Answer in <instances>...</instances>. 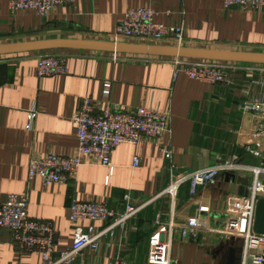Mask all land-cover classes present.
Returning a JSON list of instances; mask_svg holds the SVG:
<instances>
[{
  "label": "crops",
  "instance_id": "obj_1",
  "mask_svg": "<svg viewBox=\"0 0 264 264\" xmlns=\"http://www.w3.org/2000/svg\"><path fill=\"white\" fill-rule=\"evenodd\" d=\"M152 7L156 21L183 25L185 46L264 52V10L226 8L223 0H76L48 16L34 11L13 13L0 0V44L47 38L107 40L128 10ZM69 55L67 74L39 77L40 52L0 55V205L12 193H26L32 218L53 221L54 258L70 250L76 226L86 232L108 229L111 221H70L75 201H106L116 211L150 201L124 228L105 232L99 251L81 252L75 263L109 264L121 257L127 264H155L153 237L169 238L178 264H241L243 240L222 233L226 218L248 194L252 176L224 172L213 185L192 193L190 183L175 196L162 194L174 175L212 166L220 158L239 157L249 165L264 163V131L260 117L244 112L246 102L264 100V65L239 64L222 83L191 79L166 57L135 56L63 49ZM110 82L112 103L146 106L170 112V133L159 142L147 138L139 145L121 144L112 154L114 173L79 150L75 112L85 97L103 100ZM37 115L28 128L31 111ZM173 149L165 158L161 145ZM248 147L257 151L249 152ZM47 154L81 157L83 164L66 183L45 184L29 177V163ZM135 157L140 165L134 166ZM173 167L177 171H173ZM160 195V196H159ZM199 218L197 237L185 226ZM41 255L23 252L11 232H0V264H41Z\"/></svg>",
  "mask_w": 264,
  "mask_h": 264
},
{
  "label": "built area",
  "instance_id": "obj_2",
  "mask_svg": "<svg viewBox=\"0 0 264 264\" xmlns=\"http://www.w3.org/2000/svg\"><path fill=\"white\" fill-rule=\"evenodd\" d=\"M13 13L34 11L41 17L48 16L60 6H71L76 0H7ZM226 8L239 7L244 10H264V0H223ZM107 40L158 45L185 46V28L183 25H168L156 21V11L152 7H136L127 11L119 23L115 33ZM174 65V75L186 73L191 79L222 83L229 72L240 63L214 60H196L179 57H166ZM69 55L61 50L41 51L37 57V74L39 77L67 74ZM111 84L107 82L103 90V100L90 96L83 98L80 108L75 112L73 121L77 127L79 150L83 155L92 156L93 160L107 167V182L110 183L114 165L113 152L123 143L139 145L147 138L159 142L170 133V112L146 106L126 107L109 100ZM246 113L260 117L259 131H264V100L260 98L246 102L243 106ZM37 112L31 111L28 128L33 129ZM250 153L257 151L248 147ZM165 158L171 159L173 149L170 145H161ZM83 164L81 157H65L47 154L33 158L29 163V177H40L45 184L66 183L70 175ZM140 165V158L135 157L134 166ZM173 171H177L173 167ZM224 172L241 173L252 176L247 185L248 194L236 205L238 209L226 218L222 233L227 236L239 237L243 240V257L241 264H264V234L254 231L257 203L264 198V163L249 165L239 162V157H222L212 166L193 171L181 172L175 176L171 184L162 192L175 196L178 189L190 183L192 193L199 187L213 185ZM160 196V195H159ZM152 200L141 205L129 203L124 211H116L106 201H75L70 208V221L77 225L81 220L111 221L108 229L93 233L81 227L75 228V239L70 250L63 251L58 259L54 258L56 229L53 221L32 218L29 213V199L26 193H12L0 205V232L8 229L14 242L23 252H36L41 255V264H79L77 256L87 248L99 251L101 238L105 232L114 228H124L136 218ZM185 235L197 237L204 229L199 218L191 219L184 227ZM162 233L153 237L152 259L155 264H178L173 258L172 239L174 231L169 230V238L162 241ZM109 264H127L125 259L118 257Z\"/></svg>",
  "mask_w": 264,
  "mask_h": 264
},
{
  "label": "water",
  "instance_id": "obj_3",
  "mask_svg": "<svg viewBox=\"0 0 264 264\" xmlns=\"http://www.w3.org/2000/svg\"><path fill=\"white\" fill-rule=\"evenodd\" d=\"M84 50L135 56L179 57L264 65V52L210 47L117 42L103 39L47 38L0 44V55L50 50ZM254 231L264 234V198L257 203Z\"/></svg>",
  "mask_w": 264,
  "mask_h": 264
},
{
  "label": "rangeland",
  "instance_id": "obj_4",
  "mask_svg": "<svg viewBox=\"0 0 264 264\" xmlns=\"http://www.w3.org/2000/svg\"><path fill=\"white\" fill-rule=\"evenodd\" d=\"M231 237H233V236H231Z\"/></svg>",
  "mask_w": 264,
  "mask_h": 264
}]
</instances>
